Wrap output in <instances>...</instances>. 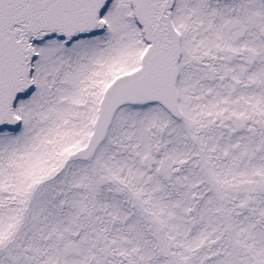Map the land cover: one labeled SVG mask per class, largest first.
I'll use <instances>...</instances> for the list:
<instances>
[{"label": "snow or ice", "instance_id": "1", "mask_svg": "<svg viewBox=\"0 0 264 264\" xmlns=\"http://www.w3.org/2000/svg\"><path fill=\"white\" fill-rule=\"evenodd\" d=\"M0 264H264V0H0Z\"/></svg>", "mask_w": 264, "mask_h": 264}]
</instances>
